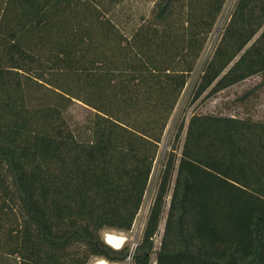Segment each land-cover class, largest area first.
<instances>
[{
	"label": "trees",
	"instance_id": "trees-1",
	"mask_svg": "<svg viewBox=\"0 0 264 264\" xmlns=\"http://www.w3.org/2000/svg\"><path fill=\"white\" fill-rule=\"evenodd\" d=\"M227 1L155 0L126 33L125 0H0V264H264V122L251 118L195 114L183 141L178 123L137 247L102 237L132 230ZM257 76L264 0H237L193 101Z\"/></svg>",
	"mask_w": 264,
	"mask_h": 264
},
{
	"label": "rangeland",
	"instance_id": "rangeland-1",
	"mask_svg": "<svg viewBox=\"0 0 264 264\" xmlns=\"http://www.w3.org/2000/svg\"><path fill=\"white\" fill-rule=\"evenodd\" d=\"M155 0H125L124 4L119 7L117 13L119 20L122 25V29L129 33L142 18H147L150 14V11L154 5ZM229 0L226 2L224 8L228 4ZM224 9L221 13L218 22L210 35L208 43L205 47V50L198 62L195 72L192 74L188 84L178 102V105L168 123L167 129L164 133L162 142L160 144V149L154 163L153 172L150 177L149 186L145 195L144 203L140 210V213L133 225V228L130 232L120 233L115 232L120 235H123L127 241L126 244L129 245L132 251L135 250L138 242L141 239L143 228L145 225L147 213L149 207L155 197L160 174L163 168V163L165 156L171 150V144L174 136L176 126L180 122H185V130L182 135V141L185 138L186 129L189 123L190 118L197 115H222V116H232L238 118H251L257 121L264 122V84L260 89L256 91L253 95V98H250L249 101L245 103H240L237 98H239L247 90L254 88L257 85H260L261 82H264V78L257 76L253 77L231 89L225 90L211 98H206L207 95H204L200 99L193 101V89L195 83L200 75L204 64L211 55L210 51L216 45L220 36L223 33L224 26L228 19H225ZM88 112L81 104H74L70 107L67 112V120L71 124H78L84 121ZM181 145H179L178 154L181 152ZM170 198L168 197L167 203H169ZM168 209V208H167ZM166 209V211H167ZM166 213L162 219L160 226V231L156 236V244L159 245L165 226ZM107 231H103L102 237L106 234ZM155 260V256H153ZM97 259H91L89 264H95ZM130 262V261H129Z\"/></svg>",
	"mask_w": 264,
	"mask_h": 264
},
{
	"label": "bare ground",
	"instance_id": "bare-ground-1",
	"mask_svg": "<svg viewBox=\"0 0 264 264\" xmlns=\"http://www.w3.org/2000/svg\"><path fill=\"white\" fill-rule=\"evenodd\" d=\"M106 235V236H105ZM104 235V238L106 237L107 241L105 243L109 246H111L114 249H120L127 241V239L118 233L107 231ZM95 264H111L107 262L104 259H97L95 261Z\"/></svg>",
	"mask_w": 264,
	"mask_h": 264
},
{
	"label": "built area",
	"instance_id": "built-area-1",
	"mask_svg": "<svg viewBox=\"0 0 264 264\" xmlns=\"http://www.w3.org/2000/svg\"><path fill=\"white\" fill-rule=\"evenodd\" d=\"M237 0H229L228 4L226 5V7L224 8V16H225V19H228L233 8H234V5L236 3ZM215 47V46H214ZM214 48H212V50L210 51V53H212Z\"/></svg>",
	"mask_w": 264,
	"mask_h": 264
},
{
	"label": "water",
	"instance_id": "water-1",
	"mask_svg": "<svg viewBox=\"0 0 264 264\" xmlns=\"http://www.w3.org/2000/svg\"><path fill=\"white\" fill-rule=\"evenodd\" d=\"M106 236V235H105ZM104 238V237H103ZM104 240L105 241H107V239H106V237L104 238ZM137 247V246H136ZM132 256H133V254H131V257H130V259L129 260H131L132 259Z\"/></svg>",
	"mask_w": 264,
	"mask_h": 264
}]
</instances>
